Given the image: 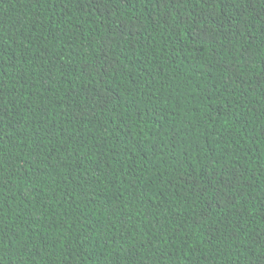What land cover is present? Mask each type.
I'll return each instance as SVG.
<instances>
[{"label": "trees", "instance_id": "trees-1", "mask_svg": "<svg viewBox=\"0 0 264 264\" xmlns=\"http://www.w3.org/2000/svg\"><path fill=\"white\" fill-rule=\"evenodd\" d=\"M0 264H264V0H0Z\"/></svg>", "mask_w": 264, "mask_h": 264}]
</instances>
